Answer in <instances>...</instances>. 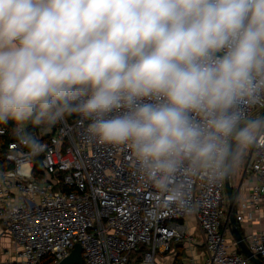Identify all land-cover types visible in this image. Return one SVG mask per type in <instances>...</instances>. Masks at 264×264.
<instances>
[{"label": "clouds", "instance_id": "9594fccd", "mask_svg": "<svg viewBox=\"0 0 264 264\" xmlns=\"http://www.w3.org/2000/svg\"><path fill=\"white\" fill-rule=\"evenodd\" d=\"M261 100L264 0H0V124L77 113L157 188L185 163L226 175Z\"/></svg>", "mask_w": 264, "mask_h": 264}, {"label": "built area", "instance_id": "2783aa9c", "mask_svg": "<svg viewBox=\"0 0 264 264\" xmlns=\"http://www.w3.org/2000/svg\"><path fill=\"white\" fill-rule=\"evenodd\" d=\"M245 107L257 116L264 100ZM18 127L37 150L20 142ZM15 130L0 126V137L11 136L2 153L9 167L0 166V230L11 245L0 251V264H57L75 243L83 264H156L157 254L192 242L189 217L200 231L204 264H253L236 251L223 213L224 175L214 167L180 165L161 189L126 145L88 136L77 113L58 119L54 130L37 133L25 122ZM35 160L41 174L33 172ZM239 176L235 220L249 250L264 262V138L243 149Z\"/></svg>", "mask_w": 264, "mask_h": 264}, {"label": "water", "instance_id": "95a60500", "mask_svg": "<svg viewBox=\"0 0 264 264\" xmlns=\"http://www.w3.org/2000/svg\"><path fill=\"white\" fill-rule=\"evenodd\" d=\"M264 116V109L255 117ZM237 149H233L236 153ZM230 171L224 175L223 188H224V197L227 205V224L229 225L230 232L233 236V239L237 243V246L246 258L249 259L253 264H264V262L254 256V254L249 250L247 244L243 240V237L238 229L236 220H235V200H234V190L230 183ZM82 247L80 243H75L70 250L69 254L59 261L57 264H83L82 255H81Z\"/></svg>", "mask_w": 264, "mask_h": 264}, {"label": "trees", "instance_id": "16d2710c", "mask_svg": "<svg viewBox=\"0 0 264 264\" xmlns=\"http://www.w3.org/2000/svg\"><path fill=\"white\" fill-rule=\"evenodd\" d=\"M66 118L68 119H74L75 116H76V113H69V114H66L65 115ZM26 125L28 126L29 130L30 131H36L37 133H39V131L41 132L42 129H52L54 130L58 124V120H56L55 122H52V123H40V126L38 127L36 122L33 121V120H29V121H26L25 122ZM0 126H2L3 128L6 129L7 133H11L13 130H15V128L17 127V124L12 121V120H9L7 121V123H3V124H0ZM50 133H46L44 135L42 139V141H46L49 137H50ZM11 139V136L10 135H5L3 137H0V166L4 167V166H7V164L4 163V160H3V157H2V153H3V150H4V147L6 145V143ZM38 160V158L36 159ZM35 160V163H34V169H33V172L34 174L35 173H38V174H41V170H40V167H39V161L36 162ZM9 167V166H7ZM6 167V168H7ZM229 227V226H228ZM177 248H181V243L177 244ZM177 249V250H178ZM236 251L239 253V254H242L239 250V248L236 249ZM180 255V253L178 254V256ZM181 255H182V252H181ZM180 255V256H181ZM183 256V255H182ZM49 261L46 259L44 261V264H47ZM172 264H182V260L181 258L179 259L178 257L172 262Z\"/></svg>", "mask_w": 264, "mask_h": 264}, {"label": "crops", "instance_id": "0c3cea01", "mask_svg": "<svg viewBox=\"0 0 264 264\" xmlns=\"http://www.w3.org/2000/svg\"><path fill=\"white\" fill-rule=\"evenodd\" d=\"M261 221H262V219H261ZM188 224H189V232H191L193 234V231L196 229V226H195V223H194V219L192 217L188 218ZM260 226H261V224L260 225H256V228H259ZM192 237H193L192 242L181 243V249H182L184 255H186L185 258H193L195 264H204V261L206 259V252H205L204 247H203V245L201 243V240H200L201 237H200L199 240H195V234H193ZM9 245H11L10 244V239L8 238V236L6 234H4L0 230V248L5 249ZM230 249H232L231 246H230ZM171 250H174V252H176L177 244H174V246L172 247ZM0 251H1V249H0ZM161 256H162L161 254H159V257L156 256V259H155L156 260V264H162V263L164 264L165 261H166L167 264H172V263H169L166 260L167 259L166 257H164V260H160ZM166 256H168V255H166ZM185 261H186V259H185ZM184 263L185 262H182V264H184Z\"/></svg>", "mask_w": 264, "mask_h": 264}, {"label": "rangeland", "instance_id": "374dc122", "mask_svg": "<svg viewBox=\"0 0 264 264\" xmlns=\"http://www.w3.org/2000/svg\"><path fill=\"white\" fill-rule=\"evenodd\" d=\"M242 171H243V149L242 148H238L237 152H236L235 159L232 161V167H231V172H230V183H231L232 188L235 189V190H236V188L238 186L239 177H240L239 175L242 173ZM226 210H227V205H226V201H225L223 203V213H224V217L225 218H227ZM199 233H200V231L196 227V229L193 231V234H195V240H199L200 239L201 235ZM0 249L3 250V248H0ZM181 252H182L183 256L181 255ZM179 253H180L181 256L180 255L178 256ZM161 255L162 256L160 257V260H164V257H166L167 258L166 260L169 263H172L177 257L179 259L181 258L182 262H186L185 259H187V258H185L186 255H184V253H183L181 248L176 250V252H174V250H170L169 252L161 253ZM166 255H168V256H166ZM156 256L159 257V254H157ZM164 264H167L166 261L164 262Z\"/></svg>", "mask_w": 264, "mask_h": 264}]
</instances>
